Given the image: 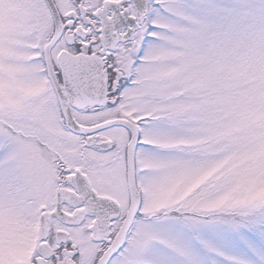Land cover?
I'll return each mask as SVG.
<instances>
[{"label": "snow or ice", "instance_id": "6c2138e0", "mask_svg": "<svg viewBox=\"0 0 264 264\" xmlns=\"http://www.w3.org/2000/svg\"><path fill=\"white\" fill-rule=\"evenodd\" d=\"M0 264H264V0H0Z\"/></svg>", "mask_w": 264, "mask_h": 264}]
</instances>
